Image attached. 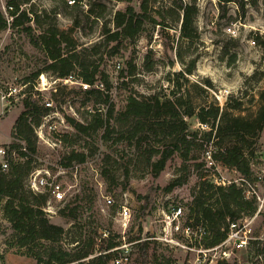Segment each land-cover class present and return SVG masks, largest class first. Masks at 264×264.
Here are the masks:
<instances>
[{"label": "rangeland", "instance_id": "obj_1", "mask_svg": "<svg viewBox=\"0 0 264 264\" xmlns=\"http://www.w3.org/2000/svg\"><path fill=\"white\" fill-rule=\"evenodd\" d=\"M5 1L0 0L2 10L11 20ZM20 1L22 9H33L40 15L42 28H37V33L49 26L68 30L78 21L79 26L73 36L86 48L104 40V26L114 28L115 12L124 10L128 5L125 0H77V5L71 0ZM170 2L157 0L154 7H166ZM196 2L199 7L196 17L198 37L192 41L180 36L179 26L176 24L168 29L157 26L151 40V29L145 31L134 42L121 48L118 54L112 47L114 44L101 46L95 60H98L100 70L110 77V95L116 111L123 108L128 93L149 99L156 96L174 97V73L192 68V73L185 75L186 79H179L182 89L176 96L190 101L196 109L209 104H217L226 109L228 104L241 100L242 109L233 110L232 113L242 117L256 115L264 104V0L246 2L245 13L239 11L235 4L228 3L225 17L220 14L218 0ZM132 3L139 10L140 0H133ZM89 8H95V12H102L103 16L95 20L94 16L89 15ZM32 25L36 28L35 23ZM257 36L260 37L259 42L255 38ZM149 50L152 53L147 61L145 57ZM85 53L90 54L89 51ZM129 60L136 66L133 76H127ZM150 63H153L151 68L148 67ZM45 66L44 53L32 45L27 35L12 28L0 33V146L11 145V151L15 153L12 157L14 159L17 158L18 149L13 145L21 146L33 160L32 171H49L63 183L67 202L72 201L73 196L84 189L87 194L96 195L93 206L82 217L81 224H85L80 225L82 232L79 229L83 239L88 234L89 227L92 231L98 230V244L94 245V255L98 254L99 239L103 231L120 234L114 216L118 205L127 204L131 209L132 219L126 238L128 235L135 236L139 228L143 227V236L152 235L157 240V243L152 244L154 253L171 256L175 260L173 264H254L256 258L249 248L238 250L232 244L222 248L230 252L229 257L221 259V251L218 254L209 252L207 258L202 260L204 255L197 247L188 248L194 237L200 238L197 230L186 237L181 231L172 229L167 218L173 208L180 206L183 213L180 224L183 226L186 223L190 213L189 204L202 177L217 184L225 185L232 181L241 184L240 174L213 160L210 151L199 149L195 152L194 160L205 164L199 170L193 169L185 185L170 192L164 190L179 172L183 164L182 158L176 155L168 162L165 170L155 177L152 168L147 165L144 153L128 143L104 142L100 132L77 134L68 118L73 117L82 122L90 118L92 100L84 94L87 89L81 85L83 82L75 73L62 81L51 71H43L38 77H34ZM122 70L127 83L120 88L119 74ZM29 90L35 100L48 108L41 123L34 128L35 153L25 149L26 142L12 134L16 120L24 110V98ZM97 107L103 108L100 105ZM188 122L194 131L208 129L196 117L188 119ZM68 133L71 135L67 143L61 142L62 136ZM151 142L154 145V139ZM258 144L261 146L258 153L260 163L254 168L259 174L264 169V131L258 138ZM72 149L86 152L88 157L83 163L75 161L71 167H65L62 162ZM106 156L109 158L106 159ZM245 187L249 189L247 183ZM255 189L264 198V174ZM101 194L112 196L115 205L107 206L103 198L98 199ZM142 196H149L151 199L144 213ZM4 204L5 201L0 202V255L6 262V256L12 252L5 242L12 230L3 215ZM64 204L53 202L57 208ZM51 221L64 226L66 230L71 228L70 222L59 214L51 218ZM250 228L253 239L264 240V204L259 214L251 219ZM74 234L75 231L68 236V240ZM124 250L125 253H130L128 264H137L138 249L129 245ZM7 258V264H35V260L29 257ZM262 261L264 262V255ZM108 264L113 262L110 260Z\"/></svg>", "mask_w": 264, "mask_h": 264}, {"label": "trees", "instance_id": "obj_2", "mask_svg": "<svg viewBox=\"0 0 264 264\" xmlns=\"http://www.w3.org/2000/svg\"><path fill=\"white\" fill-rule=\"evenodd\" d=\"M77 5V0H71ZM128 5L124 10H117L113 18L114 28L107 25L103 28L104 40L94 44L91 48L82 47L73 34L79 26L75 21L68 30L56 26L42 28L40 15L33 9H22L20 0H6L7 18L0 2V33L8 28L17 29L30 39L32 45L44 53L45 68L34 74L38 77L43 71H51L58 78H68L75 73L90 88L84 94L92 100L90 118L86 122L73 117L68 118L69 124L79 135H89L90 132L101 133L104 142L113 141L115 144L123 142L143 152L147 165L152 168L155 177L165 170L168 162L179 155L183 164L179 172L165 187L170 192L185 185L193 169L201 168L205 162H196L195 152L199 149L210 151V157L216 162L237 174L242 183L232 181L228 184H217L202 177L197 192L190 205L189 218L185 225L191 228V233L197 230L200 238L194 237L190 247L213 248L221 245L228 237L230 224L243 218L253 217L258 213L259 203L255 196H248L246 183L255 186L259 182L258 173L254 166L260 163L258 153L261 146L258 138L264 131V104L254 117L234 115L233 110L242 109V101L228 104L223 109L217 104H209L196 109L190 101L182 96H176L181 91L179 84L181 77L192 73V68L179 73L175 72L173 79L174 97L159 96L154 99L138 97L128 93L123 108L116 111L110 91L112 83L109 75L100 70L96 56L102 45L110 46L118 54L125 45L134 42L142 33L151 29L150 40L157 26L162 29L172 28L178 24L180 36L192 41L198 37L196 17L199 7L196 0H170V5L155 8L157 0H140L139 10L133 5V0H125ZM255 2V0H253ZM235 2L238 10L245 13L244 0H219L220 14L225 17L228 3ZM95 8H89V15L98 20L103 13H96ZM106 9V8H104ZM35 23L36 28L33 27ZM259 42L260 37H255ZM90 52L87 55L85 52ZM152 50L145 59L149 61ZM174 60H172L173 63ZM129 74L133 76L136 66L132 60L128 62ZM153 63L148 66L151 68ZM126 75L124 70L119 74L120 88L125 87ZM32 78V77H31ZM30 79V78H28ZM31 80H28L30 82ZM100 83V85L98 84ZM210 85V84H208ZM32 88V87H30ZM31 90L24 98V110L19 115L13 135H17L26 142L31 153L36 152L34 128L41 123L48 108L35 100ZM264 100V92L262 93ZM97 105L102 106L97 107ZM196 117L207 130H192L188 119ZM71 134H65L60 139L67 143ZM115 137V138H112ZM154 139V145L151 142ZM12 147V146H11ZM17 158L10 159L8 170L0 167V202L5 201L3 215L10 223L11 235L6 239V245L12 254L29 257L35 264H108L121 254L122 250H113L124 244L121 234L104 237L100 235L98 254L94 250L98 230H90L82 238V217L93 206L96 195L87 194L81 190L73 196V200L65 203L59 210V215L66 218L71 228H66L51 221L44 207L49 196L47 193H35L27 186V180L32 172V158L19 145ZM88 154L72 149L62 162L65 167H71L73 162L83 163ZM109 156H106V159ZM106 172H104L105 175ZM143 213L147 210L151 199L142 196ZM80 229V232H79ZM68 240V236L74 233ZM6 232V231H3ZM140 227L135 236H127L126 243L138 249L137 264H173L171 256L154 253V243L157 240L152 235L143 236ZM2 232L0 231V234ZM191 239V238H190ZM247 248L256 258L254 264H264V240L251 239ZM113 250V251H112ZM94 255V256H93ZM4 262L5 258L0 255ZM130 261V253H129ZM6 263V262H4ZM129 263V262H128Z\"/></svg>", "mask_w": 264, "mask_h": 264}, {"label": "built area", "instance_id": "obj_3", "mask_svg": "<svg viewBox=\"0 0 264 264\" xmlns=\"http://www.w3.org/2000/svg\"><path fill=\"white\" fill-rule=\"evenodd\" d=\"M244 1L246 3V2H251L253 0H244ZM231 3L235 4L238 8V5L235 2H231ZM68 78H64V79L66 80ZM59 79L61 81L63 80V78H59ZM81 85L85 89L90 88V85L87 83L83 82L81 83ZM14 154H15L14 151H11V145L0 146V159H1L0 167L2 168V170L4 171L8 170L10 158H12ZM263 174H264V169L262 170L261 173L258 174L259 181L262 179ZM248 185H249V189L247 191V195L256 197L259 203V210L257 214H259L260 210L263 208L264 198H262L257 193L255 186H252L251 184ZM27 186L30 190H32L35 193L48 194L49 199L47 201L46 206L43 209L50 219L54 218L59 214L60 208L55 207L53 205V202L62 203L67 199L64 186L61 181H59L57 178H54L49 171L34 170L30 173L28 177ZM100 197L104 199V203L107 206L115 205V201L112 198V196L101 194V196H98V199ZM182 215H183L182 208L180 206H177L173 208L171 214L168 215L167 218L168 220H170L169 223L172 229L174 228L175 231L177 232L181 231L183 235L188 237L190 236L191 228L185 224L183 226L180 224V218L182 217ZM253 217L243 218L238 222L231 223L228 237L221 245L208 249L203 247L198 248V251L204 255L202 256L203 258L202 260H205L207 258V253L209 252H214L215 254H218V252L221 251V256H220L221 259H223L224 257H229L230 252L227 251L226 249L222 250L223 246H228L232 244L233 247L238 250L245 249L248 246L250 240L253 239L252 229L250 228V222ZM114 218H115V222L117 223L120 229V234L122 235L124 244L120 247L113 249V250H122L121 251L122 253L121 254L119 253V256L114 258L112 262L113 264H128L129 254L125 253L124 248H127L129 245H131V243L129 244L126 243V233L129 230L132 219V212L130 207L127 204L118 205L117 214H115ZM108 235H109V231L107 230L103 231L104 237H107ZM188 248L195 249L194 247H190L189 245ZM215 257L216 255L213 258ZM199 261H201V259H199ZM0 264H6V263H4L0 259Z\"/></svg>", "mask_w": 264, "mask_h": 264}, {"label": "crops", "instance_id": "obj_4", "mask_svg": "<svg viewBox=\"0 0 264 264\" xmlns=\"http://www.w3.org/2000/svg\"><path fill=\"white\" fill-rule=\"evenodd\" d=\"M8 256L10 257V256H17V255L11 254V255H8ZM8 256H6V264H7V261H8V258H7Z\"/></svg>", "mask_w": 264, "mask_h": 264}, {"label": "bare ground", "instance_id": "obj_5", "mask_svg": "<svg viewBox=\"0 0 264 264\" xmlns=\"http://www.w3.org/2000/svg\"><path fill=\"white\" fill-rule=\"evenodd\" d=\"M43 80L45 81V77L43 78Z\"/></svg>", "mask_w": 264, "mask_h": 264}]
</instances>
